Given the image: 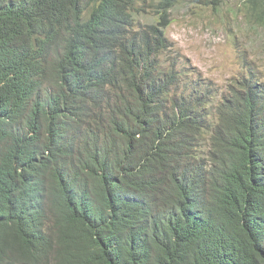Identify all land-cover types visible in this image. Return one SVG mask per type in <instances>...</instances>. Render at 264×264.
<instances>
[{"label":"trees","instance_id":"16d2710c","mask_svg":"<svg viewBox=\"0 0 264 264\" xmlns=\"http://www.w3.org/2000/svg\"><path fill=\"white\" fill-rule=\"evenodd\" d=\"M176 3L0 0V264H264V81L165 62Z\"/></svg>","mask_w":264,"mask_h":264},{"label":"rangeland","instance_id":"374dc122","mask_svg":"<svg viewBox=\"0 0 264 264\" xmlns=\"http://www.w3.org/2000/svg\"><path fill=\"white\" fill-rule=\"evenodd\" d=\"M159 0H137L142 8L139 22L157 21ZM166 29L170 52L179 66L196 69L201 82L223 91L246 76L256 74L264 81V28L253 27L240 16L243 0H222L219 9L205 0H177Z\"/></svg>","mask_w":264,"mask_h":264}]
</instances>
